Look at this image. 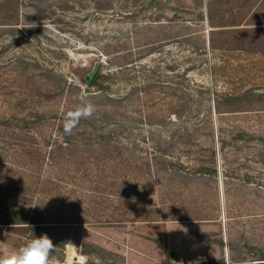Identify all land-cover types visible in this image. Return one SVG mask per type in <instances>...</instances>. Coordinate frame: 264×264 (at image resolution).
Wrapping results in <instances>:
<instances>
[{
    "label": "rangeland",
    "instance_id": "1",
    "mask_svg": "<svg viewBox=\"0 0 264 264\" xmlns=\"http://www.w3.org/2000/svg\"><path fill=\"white\" fill-rule=\"evenodd\" d=\"M45 234L60 264H264V0H0V255Z\"/></svg>",
    "mask_w": 264,
    "mask_h": 264
},
{
    "label": "clouds",
    "instance_id": "2",
    "mask_svg": "<svg viewBox=\"0 0 264 264\" xmlns=\"http://www.w3.org/2000/svg\"><path fill=\"white\" fill-rule=\"evenodd\" d=\"M94 111V106L87 103L78 107L74 112L68 113L64 121L65 133L70 134L79 119L91 117ZM55 247L46 234L35 237L11 254L0 255V264H60V261L52 255ZM172 264L176 262L173 261ZM191 264H199V261L191 262Z\"/></svg>",
    "mask_w": 264,
    "mask_h": 264
},
{
    "label": "trees",
    "instance_id": "3",
    "mask_svg": "<svg viewBox=\"0 0 264 264\" xmlns=\"http://www.w3.org/2000/svg\"><path fill=\"white\" fill-rule=\"evenodd\" d=\"M105 77L101 75V72L95 77V79L92 81L90 88H96L97 91L103 90V83H104ZM169 220L168 218L164 219V221ZM142 220L137 221H118L114 224H127L128 222H141ZM108 222V221H107ZM145 222V221H142ZM76 224H90L85 218L80 217L76 222ZM99 224H104L102 222H99ZM44 224H41L39 226H43ZM166 253H169L168 249H164ZM264 261V258L262 259Z\"/></svg>",
    "mask_w": 264,
    "mask_h": 264
},
{
    "label": "water",
    "instance_id": "4",
    "mask_svg": "<svg viewBox=\"0 0 264 264\" xmlns=\"http://www.w3.org/2000/svg\"><path fill=\"white\" fill-rule=\"evenodd\" d=\"M100 66H101V63H96L93 71L88 73L87 78H86V86L88 88L91 86L92 81L95 79L96 75L98 74Z\"/></svg>",
    "mask_w": 264,
    "mask_h": 264
}]
</instances>
